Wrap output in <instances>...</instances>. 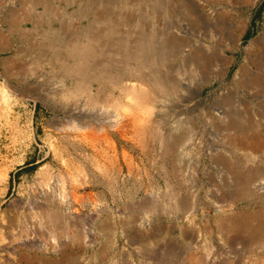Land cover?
<instances>
[{
	"label": "rangeland",
	"instance_id": "1",
	"mask_svg": "<svg viewBox=\"0 0 264 264\" xmlns=\"http://www.w3.org/2000/svg\"><path fill=\"white\" fill-rule=\"evenodd\" d=\"M259 225L264 0H0V264H264Z\"/></svg>",
	"mask_w": 264,
	"mask_h": 264
},
{
	"label": "water",
	"instance_id": "2",
	"mask_svg": "<svg viewBox=\"0 0 264 264\" xmlns=\"http://www.w3.org/2000/svg\"><path fill=\"white\" fill-rule=\"evenodd\" d=\"M235 206V209L234 210H230V214H237V213H243V212H245L246 211V206L244 205V204H235L234 205Z\"/></svg>",
	"mask_w": 264,
	"mask_h": 264
},
{
	"label": "bare ground",
	"instance_id": "3",
	"mask_svg": "<svg viewBox=\"0 0 264 264\" xmlns=\"http://www.w3.org/2000/svg\"><path fill=\"white\" fill-rule=\"evenodd\" d=\"M132 89H133V88H132ZM138 96H139V95H138ZM143 99H144V98H143ZM146 109H147V108H146ZM146 114H147V113H146ZM138 121H139V120H138ZM259 227H261V228H259V229H263L264 226H260V225H259ZM259 229H257V231H258ZM253 231H254V230H253Z\"/></svg>",
	"mask_w": 264,
	"mask_h": 264
}]
</instances>
